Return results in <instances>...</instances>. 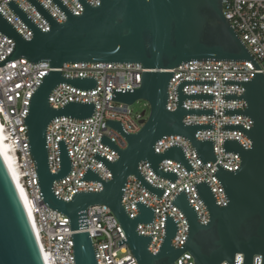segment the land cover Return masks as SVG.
Returning <instances> with one entry per match:
<instances>
[{
  "label": "water",
  "instance_id": "obj_1",
  "mask_svg": "<svg viewBox=\"0 0 264 264\" xmlns=\"http://www.w3.org/2000/svg\"><path fill=\"white\" fill-rule=\"evenodd\" d=\"M48 23L49 31L41 32L11 0L6 6L31 31L32 39L24 40L0 14V34L14 42L11 53L0 62V67L18 59L31 64L47 62L49 73L32 93L27 126L28 150L34 161L39 192L43 203L69 219L75 264H97L94 247L88 234L86 211L103 205L110 209L120 224L125 243L137 264H175L183 253L190 254L195 264L234 263L236 254L243 255V264H252L254 256H261L264 264V75L248 49L223 15L222 0H99L92 7L86 0H76L83 8L73 15L60 1L51 0L65 15L58 24L37 0H26ZM190 61L250 62L255 70L250 81H224L223 85L242 86V95L224 94L225 101L243 100L245 110L225 109L224 116H246L252 122L250 129L242 125H223L224 131H238L251 142L247 150L236 140H223L222 151L236 154L240 166L227 171L216 164L212 140L198 141V131H212L211 124L186 126L187 115L212 116V109L183 108L184 100H213L212 94L185 95V85H214L212 81H182L176 87V109H166L167 91L175 69ZM71 63L140 64L143 72L137 89L112 90V100L128 106L143 100L149 113L140 121L139 132L127 134L118 122L106 120L105 125L117 131L126 141L119 149L102 136L99 143L118 154L115 162L95 154L111 174L102 181L87 168L80 181L99 182L100 192H78L70 202L57 198L53 183L66 177L71 162L64 141H58L59 172L52 174L48 167L46 131L58 117L88 119L94 112L92 103L68 102L54 110L48 99L60 84L78 90H94L92 78H63L61 67ZM144 115V113H143ZM168 136L187 140L200 162L216 164L213 173L219 182L227 204L219 207L205 181L194 184L196 194L206 207L209 221L201 225L197 213L182 190L170 205L177 208L187 222V237L181 248L175 249L171 240L177 234L175 221L165 215L164 237L156 254L148 250L152 236H140L139 224H153L155 210L141 202L134 203L139 215L129 219L122 206L125 185L130 176L149 193L160 198L164 190L150 185L139 172V164L147 162L159 178L173 183L178 177L171 171L163 172V160L179 163L186 172L194 170L181 148L171 146L157 154L154 145ZM0 264H45L37 239L15 188L10 173L0 155Z\"/></svg>",
  "mask_w": 264,
  "mask_h": 264
},
{
  "label": "built area",
  "instance_id": "obj_2",
  "mask_svg": "<svg viewBox=\"0 0 264 264\" xmlns=\"http://www.w3.org/2000/svg\"><path fill=\"white\" fill-rule=\"evenodd\" d=\"M11 0H0V14L26 41L32 39L31 31L6 6ZM22 12L41 31H49L48 23L26 0H12ZM40 5L58 23L66 21L65 15L51 0H37ZM69 10L79 16L83 13L82 6L76 0H60ZM92 7L99 6V0H86ZM223 15L231 28L248 49L264 75V0H222ZM14 42L0 34V62L13 50ZM143 69L140 64L112 63H71L61 67L63 78H92L96 81L94 90H78L67 84H60L50 93L48 103L58 110L68 102L92 103L94 112L88 119L77 120L68 117L53 119L46 131V148L48 167L52 174L59 172L58 141L65 143L71 162L69 174L52 186L54 195L70 202L78 192H100L99 182L80 181L87 168L96 173L106 182L111 179L110 172L96 159L100 155L110 162L118 159V154L109 147L99 143L102 136L112 141L119 149L126 147L125 139L114 129L105 125L106 120L118 122L127 134L139 132L140 121L147 118L144 110L135 113L132 106L112 100V90L137 89L141 84ZM49 73L47 62L31 64L21 58L0 67V128L5 135L4 143L12 155L13 165L18 173V184L24 193L26 206L31 216V222L38 238L39 248L45 264H75L73 261L72 238L69 219L63 214L51 210L41 198L34 161L28 150L27 126L24 118L28 113L32 93L38 88L43 77ZM173 77L168 85V101L166 109L169 112L176 109V87L182 81H212L214 85H185L182 92L190 94H212L213 100L183 101L184 109H212V116L187 115L183 119L186 126L191 124H211L212 131H198L195 135L198 141L212 140L216 164L227 171H235L240 166L236 154L222 151L223 140H236L245 150L251 147L248 138L238 131H224L223 125H242L244 129L252 127L251 120L246 116H224L223 110H245L243 100L225 101L224 94L240 96L244 89L237 85H223L224 81H250L255 70L250 62L223 61H190L172 69ZM144 113V115H143ZM171 146L182 149L189 165L194 170L187 173L179 163L163 160L159 168L163 172L171 171L178 179L171 183L157 177L149 168L147 162L139 164V172L153 187L164 190L160 198L146 191L130 176L125 185L122 206L129 219L139 215L134 203L141 202L155 210L153 224H139L136 231L140 236H152L148 250L152 254L159 251L164 237L165 215L171 217L177 225V234L171 240L175 249L181 248L187 237V222L183 214L170 205L173 199L182 191L192 208L197 213L201 225L209 221L206 207L198 198L194 184L205 181L211 189L215 202L219 207L227 204L224 195L213 173L217 171L215 163L203 165L196 156L190 143L180 136H168L154 145V151L161 154ZM88 234L91 238L97 264H137L125 243L126 240L120 224L109 208L103 205L90 207L86 211ZM262 257L254 256L252 264H261ZM175 264H195L192 256L183 253ZM222 264H228L223 262ZM233 264H243V255L236 254Z\"/></svg>",
  "mask_w": 264,
  "mask_h": 264
},
{
  "label": "bare ground",
  "instance_id": "obj_3",
  "mask_svg": "<svg viewBox=\"0 0 264 264\" xmlns=\"http://www.w3.org/2000/svg\"><path fill=\"white\" fill-rule=\"evenodd\" d=\"M4 137H5V135L1 132V128H0V155L3 158L5 165H6L8 171L10 173V176H11L13 183L15 185V188L19 194V197L21 199V202L23 204V207L25 209V212L27 214V217L29 219V222L31 224V227L33 229V232L35 234V237H36L37 243H38V238H37V235H36L35 230L33 228L32 222H31V216H30L29 210H28L26 203H25L24 193L18 184V173H17V170L15 169V167L13 165L12 155H11V153H9L6 144L3 142L5 140ZM38 245H39V243H38Z\"/></svg>",
  "mask_w": 264,
  "mask_h": 264
},
{
  "label": "rangeland",
  "instance_id": "obj_4",
  "mask_svg": "<svg viewBox=\"0 0 264 264\" xmlns=\"http://www.w3.org/2000/svg\"><path fill=\"white\" fill-rule=\"evenodd\" d=\"M132 110L135 112V113H139V112H142V111H146L147 114L149 113V107H148V104L143 101V100H138L136 101L133 105H132ZM148 116V115H147Z\"/></svg>",
  "mask_w": 264,
  "mask_h": 264
}]
</instances>
